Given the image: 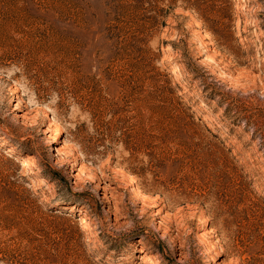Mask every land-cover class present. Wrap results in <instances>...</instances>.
<instances>
[{
	"label": "rangeland",
	"instance_id": "1",
	"mask_svg": "<svg viewBox=\"0 0 264 264\" xmlns=\"http://www.w3.org/2000/svg\"><path fill=\"white\" fill-rule=\"evenodd\" d=\"M138 2L0 0V264H264V0Z\"/></svg>",
	"mask_w": 264,
	"mask_h": 264
},
{
	"label": "bare ground",
	"instance_id": "2",
	"mask_svg": "<svg viewBox=\"0 0 264 264\" xmlns=\"http://www.w3.org/2000/svg\"><path fill=\"white\" fill-rule=\"evenodd\" d=\"M167 66H168L169 71H170L172 74L175 75V74L178 72V68H177L175 65H172V64H168V63H167ZM32 160H33L32 155H28V156L24 157V158L21 160V165H22V166H29V165H31ZM78 221L81 222V223H84V222H86V219L83 218V217H79V218H78ZM140 260H142V259H140Z\"/></svg>",
	"mask_w": 264,
	"mask_h": 264
},
{
	"label": "trees",
	"instance_id": "3",
	"mask_svg": "<svg viewBox=\"0 0 264 264\" xmlns=\"http://www.w3.org/2000/svg\"><path fill=\"white\" fill-rule=\"evenodd\" d=\"M137 2H138V0H137ZM139 3V2H138ZM32 155V154H31ZM33 156V155H32ZM26 157V156H25Z\"/></svg>",
	"mask_w": 264,
	"mask_h": 264
}]
</instances>
